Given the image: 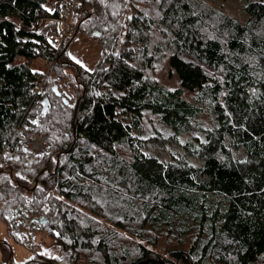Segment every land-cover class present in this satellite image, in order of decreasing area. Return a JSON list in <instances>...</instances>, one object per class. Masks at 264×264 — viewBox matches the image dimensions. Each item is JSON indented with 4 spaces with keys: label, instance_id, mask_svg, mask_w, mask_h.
Segmentation results:
<instances>
[{
    "label": "trees",
    "instance_id": "1",
    "mask_svg": "<svg viewBox=\"0 0 264 264\" xmlns=\"http://www.w3.org/2000/svg\"><path fill=\"white\" fill-rule=\"evenodd\" d=\"M66 2L0 0V218L54 250L27 264H264V0L244 22L211 0H81L57 53ZM78 25L93 70L68 56Z\"/></svg>",
    "mask_w": 264,
    "mask_h": 264
},
{
    "label": "rangeland",
    "instance_id": "2",
    "mask_svg": "<svg viewBox=\"0 0 264 264\" xmlns=\"http://www.w3.org/2000/svg\"><path fill=\"white\" fill-rule=\"evenodd\" d=\"M211 2L223 12H228L232 16L236 17L239 21L244 22V4L246 0H211ZM49 8L52 9L51 6ZM75 18V16H74ZM74 22V20H73ZM53 28L51 29L52 33ZM72 36V35H70ZM69 53L71 55H69ZM68 56L76 63V60L81 61L80 65L83 68L93 70L96 64L99 62L102 56V47L99 43L89 38L88 36L79 33L71 42L68 49ZM75 57V59H73ZM52 64L46 65L42 60H35L32 62V67L36 70L43 72L44 83L51 72ZM162 69L165 71V75L161 76L162 81L169 87H175L173 77L168 79L167 71L168 66L162 65ZM53 76V74H52ZM43 83V85H44ZM44 92V86H43ZM35 138L34 140H36ZM39 142L32 143L29 145V149L32 154L42 155L45 151L46 138L39 137ZM23 233L29 240L28 244H23L17 242L8 233L7 227L3 220L0 218V242L6 243L8 245L9 256L12 258L14 264H27L33 257L35 250L45 252L46 254L54 253L52 241H50L44 233H36L35 237L32 234L30 228L23 230ZM37 245V248L35 247ZM4 252L0 245V260H2ZM78 264H90L86 259H82Z\"/></svg>",
    "mask_w": 264,
    "mask_h": 264
},
{
    "label": "built area",
    "instance_id": "3",
    "mask_svg": "<svg viewBox=\"0 0 264 264\" xmlns=\"http://www.w3.org/2000/svg\"><path fill=\"white\" fill-rule=\"evenodd\" d=\"M80 3H81V0H67L66 15L63 17L62 20H60L59 26L55 28L54 30H52V33L50 34V39H49L50 46L54 50H56L57 53L61 50L65 39L71 34L72 30L74 29L73 20H74V16L76 14L77 8L80 5ZM16 22L19 28L26 30L28 32H38V33L44 32L46 25H47V19L45 18L39 20L31 28H25L23 24L21 23V21L16 20ZM53 62L54 61H51L50 63L53 64ZM43 83H44V80H42L36 87L35 93L37 96L43 93ZM35 141L36 143H38L40 140L39 138H37L36 140H31V139L26 138L25 140L27 146L31 145ZM0 264H11V261L0 260Z\"/></svg>",
    "mask_w": 264,
    "mask_h": 264
},
{
    "label": "water",
    "instance_id": "4",
    "mask_svg": "<svg viewBox=\"0 0 264 264\" xmlns=\"http://www.w3.org/2000/svg\"><path fill=\"white\" fill-rule=\"evenodd\" d=\"M78 31H79V25H78V26H77V28H76V32H75V34H74L73 38H75V37H76V35H77ZM36 183H37V181L35 182V184H36Z\"/></svg>",
    "mask_w": 264,
    "mask_h": 264
},
{
    "label": "snow or ice",
    "instance_id": "5",
    "mask_svg": "<svg viewBox=\"0 0 264 264\" xmlns=\"http://www.w3.org/2000/svg\"><path fill=\"white\" fill-rule=\"evenodd\" d=\"M69 55H71V54L69 53ZM73 59H75V57H73ZM76 63H77V64H80V63H81V61H79V60H76Z\"/></svg>",
    "mask_w": 264,
    "mask_h": 264
},
{
    "label": "bare ground",
    "instance_id": "6",
    "mask_svg": "<svg viewBox=\"0 0 264 264\" xmlns=\"http://www.w3.org/2000/svg\"><path fill=\"white\" fill-rule=\"evenodd\" d=\"M36 16V15H35ZM32 25V24H31ZM49 39H50V37H49ZM49 44H50V42H49ZM3 261V260H2Z\"/></svg>",
    "mask_w": 264,
    "mask_h": 264
}]
</instances>
